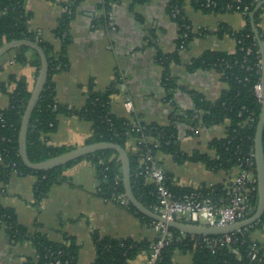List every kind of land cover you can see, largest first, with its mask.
I'll return each instance as SVG.
<instances>
[{"label":"crops","instance_id":"0c3cea01","mask_svg":"<svg viewBox=\"0 0 264 264\" xmlns=\"http://www.w3.org/2000/svg\"><path fill=\"white\" fill-rule=\"evenodd\" d=\"M72 0H26L31 13L30 30L41 40L61 49L55 31L64 11ZM263 1V0H262ZM261 2V1H260ZM170 0H152L138 4L134 0H79L70 26V44L67 48L69 67L54 77L56 101L71 110L82 109L92 86L95 92H105L121 77L111 97L112 111L120 117H129L124 102L130 99L137 114L147 124L169 125L175 107L181 112L195 109L191 92L216 101L228 85L215 70L190 71L192 61L207 52L232 54L236 40L230 32H240L246 25L242 13L205 12L185 0L184 17L192 31V41L181 51V28L169 11ZM259 27L264 39V6ZM1 16V13H0ZM220 27L229 29L218 35ZM178 53L179 61L172 62L170 71L178 89L174 99L166 100L163 84L165 69L157 59L158 53ZM32 52L27 58L32 57ZM13 49L0 59V82L9 84L12 76L24 78L32 92L37 72L30 64L17 63ZM16 85L10 83L8 92L0 90V108L10 105L9 93ZM229 122L209 128H200L190 134L191 128L179 123L181 149L185 154L195 152L214 157L210 143L225 136ZM92 123L79 116H60L56 131L48 135L49 144L56 147L77 148L86 145L92 135ZM155 143V139L150 140ZM135 147L131 141L129 148ZM156 160L170 175L173 185L180 189L206 186L223 187L235 170L229 174L214 172L202 163L178 164L171 155L158 152ZM36 178L12 174L7 184L0 183V205L12 208L18 222L31 233H42L53 242H63L65 236L76 239L79 246V264H92L96 259L94 233L112 239H132L153 242L156 234L144 225L141 218L121 202L103 199L97 190L98 180L93 164L83 160L65 171V179L54 185L40 206L34 205L33 187ZM253 239L264 243V230L253 234ZM31 242L13 243L4 229L0 230V264H24L35 256ZM148 251H143L130 264H148ZM174 264H192V254L177 252Z\"/></svg>","mask_w":264,"mask_h":264},{"label":"trees","instance_id":"16d2710c","mask_svg":"<svg viewBox=\"0 0 264 264\" xmlns=\"http://www.w3.org/2000/svg\"><path fill=\"white\" fill-rule=\"evenodd\" d=\"M53 1V0H50ZM107 4L111 0H106ZM117 1V0H113ZM152 0H134L135 3L144 4ZM262 0H191L192 5L205 12H235L240 7L246 25L242 31L230 34L236 40V51L232 54L207 52L200 58L192 61L188 67L190 71L215 70L221 79L228 85L216 101L208 100L204 95L191 92L195 109L181 112L174 109L169 125L147 124L139 114L133 119L116 115L111 108V97L117 92L115 89L121 77L105 92H95L92 86L85 106L80 110H71L61 106L56 101V86L54 77L69 67L67 48L70 44V26L75 17V9L79 0L70 5L71 12H64L55 31L56 37L61 41L60 51L54 46L41 40L30 30L31 13L27 10L26 0H0V48L12 41H29L38 44L44 51L48 60L49 75L47 83L32 114L27 133V153L32 163H39L57 157L73 147H56L49 144L48 135L54 133L58 127L60 116H79L92 123V135L86 144L114 143L128 152L131 166V186L135 197L147 209L154 211L157 206V194L154 184L148 182L144 171V156L148 151L156 156L158 152L171 155L176 163L186 162L202 163L214 172H230L236 168L247 169L246 161H254L255 136L257 124L262 111V102L257 97L255 87L262 85V56L252 29L251 16ZM208 3H213L207 7ZM71 2L64 5V9ZM185 0H170V14L176 13L174 19L181 28V35L186 34L187 39H180V45L188 48L192 41V31L184 17ZM247 8V11H246ZM260 9L254 18L255 25L262 41L259 27ZM229 31L220 27L219 36ZM17 63L30 64L36 69L38 76L41 68V59L37 52L28 47L16 48ZM32 52V57L27 54ZM157 59L164 67L163 84L167 91L166 100L171 102L178 89L175 78L170 71L172 62L179 61L178 53L166 55L158 53ZM0 71L2 68L0 67ZM10 83L16 85L9 93L10 105L0 108V183L7 184L12 174L21 177L28 175L36 178L33 187L34 205L40 206L42 201L54 185L65 179V171L87 160L93 164L97 173L99 195L107 200L120 202L127 198L123 183L122 164L119 154L114 150H105L85 156L49 171H34L27 168L20 155L19 133L22 119L30 100L32 92L29 91L24 78L17 79L12 76ZM9 84L0 82V90L8 92ZM229 122L226 134L221 139L210 143V149L216 152L214 157L195 152L185 154L181 149V140L178 131L179 123L191 128L190 134H196L200 128H209ZM145 137L155 139V143L145 141ZM131 141L135 147L129 148ZM264 147V133H263ZM256 178V164L252 168ZM167 175V185L176 195L190 193L194 188L180 189L172 184L170 175ZM206 196L219 200L225 197L223 187H200ZM258 203L257 192L251 201V208ZM141 218L143 224L151 225L155 220L141 214L130 203L127 205ZM254 212L248 214L252 217ZM247 218V219H248ZM4 229L10 240L15 244L31 242L35 248V256L28 257L24 264H79V246L76 239L65 236L63 242H53L42 233H31L22 226L12 208L0 205V230ZM264 230V215L260 221L233 234L231 244H223L224 236H192L182 234L171 229L173 239L164 248L159 264H174V255L192 254V264H264V243L253 239V234ZM93 241L96 249V259L92 264H130L143 251H147L152 242H137L132 239H112L101 237L94 233ZM216 241L217 243H214Z\"/></svg>","mask_w":264,"mask_h":264},{"label":"built area","instance_id":"2783aa9c","mask_svg":"<svg viewBox=\"0 0 264 264\" xmlns=\"http://www.w3.org/2000/svg\"><path fill=\"white\" fill-rule=\"evenodd\" d=\"M75 1H70L71 4L64 11L71 12L70 5H73ZM211 5L214 4L208 3L207 7ZM235 12L241 13L240 7H237ZM171 15L174 19L177 17L174 11ZM180 39H187V35L182 34ZM179 48L181 51L187 49L185 45H180ZM255 91L262 102V85H257ZM124 108L129 114V118L133 119L136 111L130 99L125 100ZM151 139V137H145L146 142L151 143ZM0 158H2L1 152ZM143 162L145 164L144 174L148 182L156 187L158 202L153 212L168 221H193L194 216H196V225L227 227L246 220L250 213L254 193L257 192L258 196L257 178H255L252 170L255 161L252 158L246 161L247 169H234L237 172L235 176L230 177L224 183L225 197L217 201L203 194L200 187L194 188L190 193L176 195L167 185L166 171L151 151L145 154ZM234 170L228 173L231 174ZM120 202L122 205L129 204L127 198L121 199ZM151 229L156 234V238L147 250L149 254L148 264H159L163 250L173 239V234L167 224L157 221H154ZM213 242L217 243L216 241ZM232 242L233 240L229 234L224 235L223 244H231Z\"/></svg>","mask_w":264,"mask_h":264},{"label":"water","instance_id":"95a60500","mask_svg":"<svg viewBox=\"0 0 264 264\" xmlns=\"http://www.w3.org/2000/svg\"><path fill=\"white\" fill-rule=\"evenodd\" d=\"M264 6V0L259 2L251 16L252 19V29L256 37L260 53L262 56V111L257 124L256 136H255V151L254 158L256 164V178H257V188H258V203L257 207L251 208L250 212H254L253 216L237 222L235 224L229 225L227 227H206L196 225V216H194L193 221L185 220L182 222L179 221H168L162 218L159 214L152 212L143 206L139 200L135 197L132 186H131V166L128 152L114 143H94L89 145H83L77 148H74L71 151H68L64 154H61L57 157L48 159L39 163H32L28 157L27 153V133L29 128V123L32 117V114L37 106V103L41 97V94L44 90V87L47 83L49 75V66L48 60L42 48L33 42L29 41H12L0 48V59L9 51L19 48V47H28L38 53L41 59V68L36 79L35 86L32 90L30 100L28 102L27 108L25 110L21 129L19 133V150L21 159L24 165L34 171H49L61 166H65L71 162L77 161L85 156L91 155L93 153L105 150H114L119 154L120 161L122 164V174H123V183L125 186L126 197L131 205H133L141 214L144 216L153 219L157 222L167 224L171 229H175L182 234L192 235V236H224L227 234H233L239 232L254 223L261 220L264 215V147H263V133H264V42L262 41L260 34L257 30V27L254 22L255 14Z\"/></svg>","mask_w":264,"mask_h":264}]
</instances>
